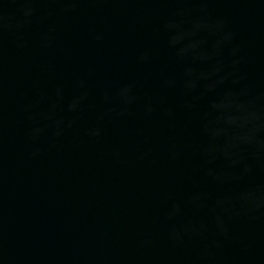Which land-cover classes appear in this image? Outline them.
Wrapping results in <instances>:
<instances>
[{
    "label": "water",
    "instance_id": "1",
    "mask_svg": "<svg viewBox=\"0 0 264 264\" xmlns=\"http://www.w3.org/2000/svg\"><path fill=\"white\" fill-rule=\"evenodd\" d=\"M264 176V0H0V179Z\"/></svg>",
    "mask_w": 264,
    "mask_h": 264
}]
</instances>
